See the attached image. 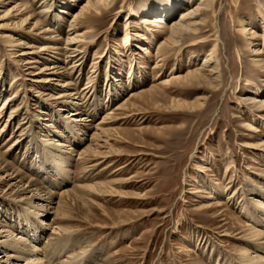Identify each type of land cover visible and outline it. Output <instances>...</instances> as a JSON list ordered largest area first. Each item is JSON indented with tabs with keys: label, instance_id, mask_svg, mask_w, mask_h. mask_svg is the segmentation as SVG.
<instances>
[{
	"label": "rangeland",
	"instance_id": "1",
	"mask_svg": "<svg viewBox=\"0 0 264 264\" xmlns=\"http://www.w3.org/2000/svg\"><path fill=\"white\" fill-rule=\"evenodd\" d=\"M2 1L0 108L8 97L12 104L7 102L1 112L0 129L13 106L16 112L6 130L7 146L0 149L21 138L20 147L5 154L10 161L52 193L80 188L65 217L56 215L55 203L46 215L30 214L28 200L0 186V221L14 233L12 238L25 237L31 247L37 243L38 226L42 240L37 245L46 252L45 261L50 256L47 242L62 237L54 248L61 261L70 254L60 251L61 245L77 240L78 251L86 247L88 256L94 255L87 264H247L241 249H256L247 238L248 228H264V211L257 205L264 204V112L244 99L264 98V69L254 54L262 41L247 39L250 35L242 34L241 27H252L256 35L264 32L258 16L264 0H216V13L208 14L200 33L164 62L156 57L165 39L162 28L137 22L161 15L168 0H117L76 32L70 27L72 15L85 0H36L33 7L46 9L42 25L52 31L45 35L32 31L36 20L30 18V4ZM176 1L168 21L187 6L185 0ZM129 20L138 28L126 25ZM135 30L143 36L134 35ZM77 32L86 33L71 77L77 90L87 91L82 114L88 123L94 127L111 113L113 120L103 125L111 130L106 137L100 133L91 139L100 132L92 126L84 135H72L75 104L65 106L56 99L63 81L46 82L49 72L40 73L56 57L64 59L52 47L66 46L67 37ZM129 35L132 42L126 45ZM27 45L34 46L32 56L43 57L40 62L27 64L29 59L22 60L26 56H18ZM45 45L51 50L43 51ZM214 46L221 70L216 87L187 86L174 79L164 84L171 73L182 75L202 65ZM200 97L203 105L194 108L191 104ZM60 140L76 150L71 178L63 175V184L61 172L46 165L51 152L66 151L56 147ZM90 142L97 152L112 156L89 164L79 160V149ZM6 248L0 245V256ZM16 260L1 259L0 264Z\"/></svg>",
	"mask_w": 264,
	"mask_h": 264
},
{
	"label": "bare ground",
	"instance_id": "2",
	"mask_svg": "<svg viewBox=\"0 0 264 264\" xmlns=\"http://www.w3.org/2000/svg\"><path fill=\"white\" fill-rule=\"evenodd\" d=\"M116 1L117 0H85L83 5L80 6L79 10L76 13H73L72 15L73 19L70 24V27H72L71 30L76 32L75 29L80 24H82L83 21L85 20L89 21L92 15L102 14L105 9L111 8L115 4ZM174 1L176 0H168L166 3H162L163 10L161 11L162 12L161 15L152 17L150 19L141 18L139 19V21L137 20L138 21L137 23H141L142 25L147 24V22H149V23L155 24V26L157 27L162 28L160 32L161 34L165 36V39L162 41L160 49L156 53V57L157 59L161 58L163 62L169 57L168 55L171 52H181L183 49L182 46L184 45V43H186L194 35L199 34L200 30L203 28L202 26H205L207 24L208 22L207 18L209 17L208 14L212 13V15H214L216 13V10H215L216 0H185V4L187 5L186 8L181 9L178 17H175L171 21H168V18L170 17L171 14H173L174 9L177 7V4ZM24 2L27 5L30 4V8L32 10V14L30 15L31 16L30 18L32 20L34 19L36 20L33 25L32 31H35L38 29V30H41L40 32L44 33V35L52 32L50 29H47L46 27H44V25H42L43 20L46 19V14H45L46 9L43 8L42 10H37L35 7H33L34 4H36V0H24ZM0 3H3V1L0 0ZM47 6H48V3H47ZM258 16L261 19L262 25H264V11L260 10V13ZM126 22H127L126 25H129V26L131 25L132 29L138 28L137 24L136 26L132 25L134 21L131 22V20H129ZM28 23H30V21H28ZM263 31H264V28H263ZM85 33L86 32H79V33L77 32L72 37H67L66 46L60 45V47H52L56 49L57 54L64 59L56 57V60L51 61L50 64H47L44 68L40 70V73H45L47 71L49 72L48 76L45 77L44 79V80H47L46 82H49L55 79L58 81H63V84L61 86L64 89L59 93L56 99L64 103L65 106L69 104H73V105L75 104L76 106L75 108L76 112L72 113L74 114V116H76V118H74L75 120L73 119V122L75 123H74V126L69 127L70 132H72V135L74 134L84 135L87 129L93 127L92 124L88 123L90 119L86 118L82 114L83 112V108H82L83 100L82 99L86 95L87 91L85 93V91L80 92V90H77L73 82L74 80H72V77H71V75L74 73L75 69L77 68V65H79V64H76L77 61L80 60V57H79L80 55L78 54V52L81 46H79L78 44L82 42V39ZM134 33H135L134 35L138 37L143 36L142 32H140L139 30L137 31L135 30ZM241 33L247 36L250 35L247 37V39L259 37V40L262 41V43L260 44L261 47L256 48V50L254 51L255 52L254 54L257 57H259V59H257V62L264 69V55H261L264 52V32L262 34L256 35L252 31V27L248 25L247 26L244 25L241 27ZM50 38L54 39L52 37ZM127 38L128 39L124 41V44L129 45L132 42L133 36L129 35ZM70 40H73V41H70ZM252 43L253 42L248 41L249 46H252L253 45ZM58 44L59 43L57 42L56 45ZM21 45H26V44L21 43ZM32 48H34L33 45H27L26 49L22 50L20 54L18 55L22 57L26 56V58H23L22 60L29 59V60H26L25 62L23 61L24 63H27V64L28 63H31V64L38 63L40 62L39 59L43 58L39 56V54L32 56L31 54L35 52ZM41 48L43 51L44 49L46 51L51 50L50 47H47L46 45ZM217 52H218L217 48L216 46H214L211 49L210 53L204 58V62L202 65L198 66L197 68L188 70L185 74H182V75L180 74L176 75V74L171 73V75H169V78H167L164 81V84L174 79L175 81H179L183 83V85H187V86L188 85H194V86L208 85V86L216 87L218 85L219 78L221 77L219 59L216 58ZM76 58L78 59L73 60L70 65H67V61H70ZM2 93H3V90H0V94ZM137 94L138 93L134 94L133 96ZM15 97L16 95H14L13 98ZM72 99L75 101H73ZM202 99L203 97L197 98L195 102L191 105H193L194 108L202 106L203 105ZM11 100L12 98L8 97L2 104L0 108V120L2 119V115H3L1 112H4L5 105L7 102L8 104H12L10 103L12 102ZM244 103H247L250 106L252 105L251 107H254L258 109L259 111L264 112V98L258 99L257 96L254 95V96L245 98ZM121 107H124V104L119 105L118 108H121ZM15 112H16V108L13 106L9 117L6 119V122L4 123L3 127L0 129V148L7 146L9 138H6V130L12 126V121H13ZM111 120H113L111 117V113H107L106 115H104L100 123H98L97 125L93 127L95 128V130L96 129L100 130V132L99 133L94 132L91 136V139H95V137H99L100 133H102L104 137L108 136L111 130L103 128V125L110 122ZM250 126H251V130L252 128H255L254 125H250ZM79 140H76L75 143L76 144L81 143ZM44 141H46V139ZM20 142H21V138H17L8 146L7 150L1 151L0 149V186L5 185L6 189L12 191L17 196H20L21 199L28 200L30 207H32L30 209V214L32 212V214L37 215V216H43L44 214L46 215V213H48L51 210V208H53L51 207L52 204L55 203L56 206L54 207V209H55L56 215L58 216L62 215V216L67 217L68 215L66 214L69 213L67 208H69L70 204H73V201L76 198L75 197L76 191H79L80 188H76V187L74 189L66 188V189H63L61 193L60 192L52 193L45 186H43L39 180L31 177L30 175L22 171L18 166H16V164L13 161L9 160L7 155H5L7 154V152H10V150H15L18 147H20ZM66 142L67 141H63V140L62 141L60 140L57 142L56 147L59 149L66 148V151H63L61 153L51 152L53 154L52 156L50 155L51 162L50 163L47 162L46 165L48 166L49 164L51 167H53V169L61 172V175L62 176L64 175L68 179V178H71V172H70L71 165L70 164H71L72 152L76 150L73 148V146L67 144ZM246 145H249V144H246ZM97 146H99L98 143H97ZM78 155H79L78 157L79 160H86L88 161V164L92 162L93 159L110 158L112 156L107 152H97L96 147L93 146L91 142L85 148L79 149ZM90 155H92L93 157H89ZM97 164L98 163H96L93 166V168L97 166ZM64 176L62 177V180L60 182L61 184L67 181ZM54 184L56 185L55 182ZM257 205L259 208H261L264 211V204L262 202H259V203L257 202ZM247 215L251 219H253L255 222L262 223L263 219H260L257 216V214L247 210ZM37 227L35 228V230H37L39 234L36 238L37 243L32 244L30 247V245H28V243L26 242L27 239L25 237L20 236L17 239L15 237L12 238L13 237L12 235H14V233L11 231L9 226L2 224L0 221V236H3L2 234L4 232H7V234L4 235V237L6 238L0 239V245L1 244L5 246L7 245V248H6L7 250L6 249L4 250V252L6 253L0 256V261L1 259H3V262H9L14 257L15 259H17L16 261L21 259L23 260V262L15 261L10 264H49L51 261H54L52 262L53 264H87L88 261H92L94 255L88 256L90 254H87L88 249L86 247H82L79 251L77 250V247L75 246V244L79 242L77 240L73 241L75 244L72 242L69 245L67 244V241L66 243L64 242L65 244L61 245L60 251L64 253L67 252L68 254L69 253L70 254L69 256L68 255L66 256L65 261H61L57 259L56 255L58 253L56 252V250H54V248L56 247V245H58V243H60L59 240L62 237L58 238V240H56V242L54 243L52 241L47 242L48 245L46 246V248L49 249V250L47 249V252H49L50 256L46 257V261H45L44 255L46 252H42L43 251L41 250L42 248L38 247L37 245L39 244V241L42 240L41 229ZM57 228H60L62 231L67 232V229L63 227L58 226ZM38 238H40L39 241H38ZM247 238L250 241H252L253 243L252 246H254L252 248H256V249L254 251V249L250 250L248 247H243L241 249V255L243 256L244 260L246 261L247 264H264V253H262V251L264 252V228H261V229L257 227L248 228ZM68 242L70 241L68 240ZM86 256H88V258ZM195 263L201 264L200 262H195Z\"/></svg>",
	"mask_w": 264,
	"mask_h": 264
}]
</instances>
